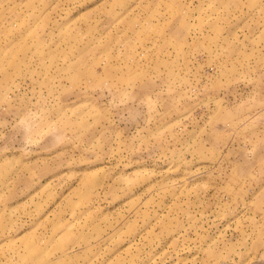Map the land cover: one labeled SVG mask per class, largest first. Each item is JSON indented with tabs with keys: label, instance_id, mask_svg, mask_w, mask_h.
Instances as JSON below:
<instances>
[{
	"label": "rangeland",
	"instance_id": "374dc122",
	"mask_svg": "<svg viewBox=\"0 0 264 264\" xmlns=\"http://www.w3.org/2000/svg\"><path fill=\"white\" fill-rule=\"evenodd\" d=\"M0 264H264V0H0Z\"/></svg>",
	"mask_w": 264,
	"mask_h": 264
}]
</instances>
